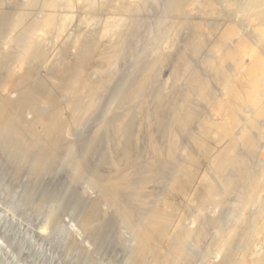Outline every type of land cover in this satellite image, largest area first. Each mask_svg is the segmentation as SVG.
Wrapping results in <instances>:
<instances>
[{
	"label": "bare ground",
	"instance_id": "6f19581e",
	"mask_svg": "<svg viewBox=\"0 0 264 264\" xmlns=\"http://www.w3.org/2000/svg\"><path fill=\"white\" fill-rule=\"evenodd\" d=\"M93 1L0 0V81L18 97L0 93V103L17 105L14 125L31 136L39 125L40 148H59L72 128L75 139L84 133L78 144L104 151L100 161L111 167L145 163L150 170L133 185L169 188L166 221L155 226L169 264H216L218 257L219 264H264V148L257 137L264 131V0H98L91 8ZM85 23L91 31L75 42ZM67 44L74 56L62 62L57 50ZM202 102L220 121L205 118ZM27 110L32 122L23 119ZM4 133L7 141L10 131ZM186 144L209 162L217 184L205 178L207 170L200 179L178 164ZM185 157L193 169L199 163L188 151ZM241 203L246 211H238ZM226 204L241 224L248 216L240 237L229 238L238 227L230 217L212 215ZM132 209L118 205V221L127 223Z\"/></svg>",
	"mask_w": 264,
	"mask_h": 264
},
{
	"label": "rangeland",
	"instance_id": "374dc122",
	"mask_svg": "<svg viewBox=\"0 0 264 264\" xmlns=\"http://www.w3.org/2000/svg\"><path fill=\"white\" fill-rule=\"evenodd\" d=\"M103 1L104 0H100L101 3ZM160 3H162V1H160ZM93 4L91 8L98 5V0H94ZM158 8H161V5ZM69 11L73 13L74 9H69ZM93 18L94 17H91L90 19ZM176 24L177 23L172 20V26L175 27ZM86 26V23L83 24L82 27L84 31L75 35V42L79 37L91 31V28H86ZM202 29H199V31L202 32ZM95 30L96 29H93L92 31L94 32ZM181 36L182 34L180 37ZM200 36L195 39L193 38L194 40H191V42L193 41L194 43L202 40ZM60 40L61 39H59V42ZM70 42L71 41H69L68 44H70ZM68 44V47L65 46L62 47V50H57V54L60 56L62 62L64 59L65 62H70L73 59L72 56H74V53L71 52V46ZM56 59V55H54L51 60L54 62ZM39 74L38 72V75ZM1 83L0 93L7 95V97H12L11 100L13 99L12 101L16 102L18 99L16 89L14 88L13 92L11 86H9L7 82ZM211 84H214L213 87L217 90L216 93L218 92L217 95L219 96L220 92L218 91V86L216 87L215 85L216 82L212 83L211 81ZM5 91L7 92L5 93ZM45 104L44 107L47 106ZM209 106L210 105L203 102L200 104V107L204 110L203 113L205 114V111L207 112L205 118L208 120L209 117V120L214 122L217 120L220 121V113L214 109L215 107ZM16 108L17 105L15 106L13 103H0V264H162V262L163 264H169L170 257L167 256L169 259L164 257L165 248L162 247V244H156L160 236L157 237L158 231L155 229V226L164 222V218L168 213V199H166L169 198L168 185L164 182L162 187L157 189L152 187L147 189V187L146 189L151 193V196L144 188V191L139 189L138 186L136 188L133 185L134 181L136 182L137 178L144 175L149 169L143 166L145 163H140V165L138 164L139 166L130 168H127V165H123L122 167H111L107 161H100V158L103 156L99 155H102L104 151H94L93 154V151L78 144V137L83 136L84 133L79 135L78 132L75 139L77 132L71 127L72 130H69L73 132H68L65 134L66 137H62L64 142L61 141L60 144L63 145H58L60 146L59 148L57 147L58 149L52 150L48 147L40 148V146L34 142H36V139L44 137V132H41L42 129H39V125H36V137L33 135L34 138L31 136L32 133L27 135L25 132L26 130H18V127L14 125V117L16 114H19ZM29 111L30 110H27V113H24L23 119L24 121L29 120L28 122H32L35 119L34 113H30L32 111ZM209 112L211 113L209 114ZM216 117L218 119H216ZM11 127H13V129ZM4 130H9L11 134L7 141L5 139L6 136L4 134L6 133H4ZM262 132L264 133L263 130ZM263 133L257 137L260 145L264 148ZM213 136L214 138L217 137L215 133ZM211 139L210 142L213 141V137H211ZM68 142L73 143L71 146L67 147ZM215 143L216 142L213 141L211 145L213 144L217 147ZM215 146H213V148L218 151L219 147L216 148ZM187 147L190 149L188 150ZM186 149H179L180 153L177 154V157L180 159V162H178V164L180 165L181 162L182 164L184 162L186 164L185 166L188 165L190 169H193V165L187 163L188 161L186 162L185 155L187 151L188 156H195L199 160V163L194 165V172L192 169V171H188L189 169L187 167L186 170H184L185 173L187 171L188 173L195 174V172L199 171L197 173L203 175L207 170L204 174L205 178L208 177V181L213 184L217 181L219 182L217 176H215L216 174H213L214 169L211 168V171L209 170L211 167L209 162H203L205 160L200 155V151H198L194 145L186 144ZM242 149L245 150V153ZM190 150L191 153L189 152ZM216 150L214 151L215 153H217ZM181 151H183V153H181ZM238 153L248 158V154L244 155L247 153L245 148H238ZM183 157H185V159ZM262 159L264 160V158ZM185 166L183 165L182 167ZM197 173L196 175H198ZM200 175L198 177H202L200 179H203L204 175ZM194 177L196 178L197 176ZM199 178L198 180H196L197 178L195 179V184H193L195 187L202 182ZM196 181L199 183H196ZM138 189L141 193L136 191ZM145 192L147 193L146 196H142ZM148 194L149 196H147ZM142 197H144L143 199H145V201L141 199ZM137 199L142 203L144 201L142 207L138 205ZM182 200L184 201V199ZM182 200L180 199V201L178 200L179 202L176 201V203H180L179 205L182 203L184 204L185 201L183 202ZM232 201L234 202V199ZM127 202L133 208L131 212L133 214H129L130 220L125 223L126 226L124 223L122 224L119 222L120 217H118L119 215L116 213H118V205H125ZM164 203H166V205ZM85 205H87L88 208ZM232 207V205L226 204L223 206L226 212L218 208L216 209L217 212L212 213L213 216L222 215V217L224 216L223 219L227 220L228 217H230V222L238 226L235 230L231 231L229 238L232 236L240 237L241 234L244 233L248 222L247 216L246 220L241 224L239 218L236 215H232ZM227 208L230 211H227ZM245 208L246 206L241 203L238 211L239 209L246 211ZM159 211H164L166 213L163 212V217L158 216L161 215ZM157 212H159V214ZM216 213L218 214L216 215ZM85 218L90 220V223H87L86 226L84 223ZM165 237V239H168L169 234L167 233ZM142 247H144L143 250ZM197 249H200L197 253L201 255V248L198 247ZM199 252H201V254ZM147 256L150 258L148 259ZM144 258L146 261H144ZM151 258L152 260H150ZM163 259L165 261H163ZM219 261H221V257L216 258L215 263L219 264Z\"/></svg>",
	"mask_w": 264,
	"mask_h": 264
}]
</instances>
